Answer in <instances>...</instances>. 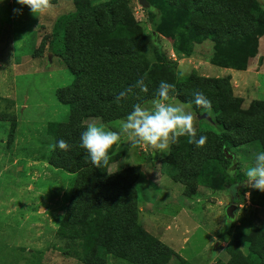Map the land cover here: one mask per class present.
I'll list each match as a JSON object with an SVG mask.
<instances>
[{
    "label": "trees",
    "instance_id": "obj_1",
    "mask_svg": "<svg viewBox=\"0 0 264 264\" xmlns=\"http://www.w3.org/2000/svg\"><path fill=\"white\" fill-rule=\"evenodd\" d=\"M59 1L51 0V4ZM146 1L150 8L144 12L153 30L150 35L142 34L124 0L100 5L72 0L73 12L53 23L48 40L49 52H61L60 59L75 80L71 87L57 92L58 101L70 112L67 123L54 124L53 133V144L63 139L70 148H57L47 157L50 167L76 175L58 236L70 241L84 264H105L107 256L129 264H169L178 259L138 223L134 185L140 176L139 166L109 173V165L119 158L116 144L109 151L107 166L95 168L85 159L80 137L89 120L102 124L123 120L133 104L154 98L161 81L174 84L170 96L189 105L195 115H206L219 129L197 130V138L207 137L203 147L189 143L188 137L170 146L164 164L179 172L176 180L188 195L194 186L209 187L216 166L223 175L220 189L236 186L238 165L228 158L233 140L241 146L255 142L264 148V102L253 101L243 108L242 99L233 95L230 78H205L195 72L182 76L176 61L170 60L159 44V38L170 41L175 55L189 58L194 57V47L209 41L210 64L246 71L253 57L250 51L257 45L253 38L264 34L261 5L256 0ZM149 45L153 63L144 55ZM141 77L148 92L136 90L140 101L129 96L114 103L121 91ZM196 90L211 101V110L193 103ZM225 254V264H264V233L236 231Z\"/></svg>",
    "mask_w": 264,
    "mask_h": 264
},
{
    "label": "rangeland",
    "instance_id": "obj_2",
    "mask_svg": "<svg viewBox=\"0 0 264 264\" xmlns=\"http://www.w3.org/2000/svg\"><path fill=\"white\" fill-rule=\"evenodd\" d=\"M124 1L142 34L150 35L153 30L144 9L137 0ZM256 1L264 10V0ZM52 5L35 17L16 0H0V264H84L70 241L58 236L76 175L47 163L55 125L67 123L70 112L58 101L57 92L75 81L60 59L61 52L48 50L53 23L73 12L72 0ZM14 9L20 12L14 13ZM254 39L257 45L250 51L253 57L246 72L210 65L209 41L194 47V58L208 63L210 73L208 65L196 63L181 65L179 71L186 76L197 68L204 77H222L232 72L229 78L233 95L242 99L243 108L253 101L264 102V34ZM159 44L170 60L178 59L170 41L159 38ZM144 55L151 63L155 61L150 45ZM148 104L150 101L145 103ZM183 105L185 111H192L189 105ZM194 116L196 131L218 132L206 115L203 119ZM120 121L103 125L119 131ZM89 123L102 124L89 120L86 128ZM262 150L258 143L241 146L233 140L229 152L238 165L234 172L236 186L220 189L223 175L216 166L209 187L194 186L190 195L176 180L179 172L164 164L169 152L143 146L131 148L126 136L116 144L115 155L119 158L108 171L139 166L140 176L134 185L138 223L175 252L178 259L190 264H225V248L236 231L264 233V192L244 183L245 170ZM178 259L169 264H177ZM105 264L129 263L107 256Z\"/></svg>",
    "mask_w": 264,
    "mask_h": 264
},
{
    "label": "clouds",
    "instance_id": "obj_3",
    "mask_svg": "<svg viewBox=\"0 0 264 264\" xmlns=\"http://www.w3.org/2000/svg\"><path fill=\"white\" fill-rule=\"evenodd\" d=\"M16 2L22 7H27L35 17L53 7L51 0H16ZM13 11L20 12L19 9ZM137 89L140 93L148 92L143 77L121 91L115 97L114 103L119 104L129 96H136L140 101ZM174 89V84L161 81L150 104L145 105L143 102L133 104L131 112L119 122V131H112L103 124L89 123L80 137V147L86 152L85 159L95 168L107 166L110 159L109 151L122 136L128 138L131 148L150 147L164 154H167L170 146L177 144L181 137H188V142L194 143L198 148L203 147L207 137L200 135L197 138L194 127L196 117L192 111H185L182 102L170 96ZM193 96V103L197 107L211 110V101L203 92L196 90ZM57 148L68 151L70 146L63 139L49 145L50 151H55ZM232 174V171H229V175ZM245 177L244 183L248 187L264 192V150L255 154L254 164L245 170Z\"/></svg>",
    "mask_w": 264,
    "mask_h": 264
},
{
    "label": "crops",
    "instance_id": "obj_4",
    "mask_svg": "<svg viewBox=\"0 0 264 264\" xmlns=\"http://www.w3.org/2000/svg\"><path fill=\"white\" fill-rule=\"evenodd\" d=\"M175 61L177 62V66H178V70H180V66L182 65H185L186 63H190V64H192V63H196L197 64V66L199 65V64H201V65H203V64H205V65H208V68H209V73H210V65H212V64H210L209 62V64L208 63H206V62H204V63H202L201 61H198L197 59H195L194 57H189V58H187V57H184V56H181V55H178V59L176 60L175 59ZM212 66H214V65H212ZM214 67H217V68H220V69H223V70H231V69H226V68H221V67H218V66H214ZM232 71H235V70H232ZM247 71V70H246ZM246 71H238V72H246ZM180 72V71H179ZM191 72H195L198 76H200L199 74H198V72H197V68H194V71H190V73ZM189 73V74H190ZM225 73H228L227 75H224V76H222V77H214V76H212V77H205V78H226V77H231V74H232V72H225ZM188 74V75H189ZM182 75V74H181ZM188 75H186V76H188ZM201 77H204V76H201Z\"/></svg>",
    "mask_w": 264,
    "mask_h": 264
},
{
    "label": "water",
    "instance_id": "obj_5",
    "mask_svg": "<svg viewBox=\"0 0 264 264\" xmlns=\"http://www.w3.org/2000/svg\"><path fill=\"white\" fill-rule=\"evenodd\" d=\"M137 3L144 10H148L150 8V5L146 0H137ZM153 36H154V34H153ZM203 118H206V116L205 115L199 116V119H203ZM228 158L232 159V156L229 155ZM227 215L228 216L231 215V209L230 208L227 210Z\"/></svg>",
    "mask_w": 264,
    "mask_h": 264
}]
</instances>
